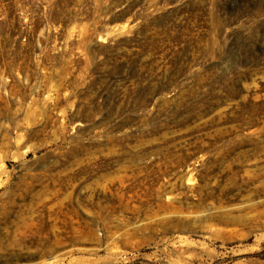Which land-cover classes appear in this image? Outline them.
Returning a JSON list of instances; mask_svg holds the SVG:
<instances>
[{"label":"rangeland","instance_id":"obj_1","mask_svg":"<svg viewBox=\"0 0 264 264\" xmlns=\"http://www.w3.org/2000/svg\"><path fill=\"white\" fill-rule=\"evenodd\" d=\"M0 264H264V0H0Z\"/></svg>","mask_w":264,"mask_h":264}]
</instances>
